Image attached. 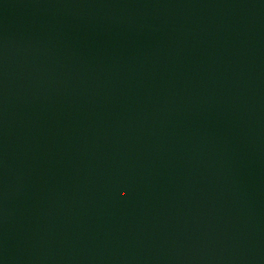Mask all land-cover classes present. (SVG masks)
<instances>
[{
  "label": "water",
  "instance_id": "water-1",
  "mask_svg": "<svg viewBox=\"0 0 264 264\" xmlns=\"http://www.w3.org/2000/svg\"><path fill=\"white\" fill-rule=\"evenodd\" d=\"M0 264H264V0H0Z\"/></svg>",
  "mask_w": 264,
  "mask_h": 264
}]
</instances>
